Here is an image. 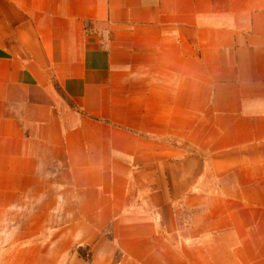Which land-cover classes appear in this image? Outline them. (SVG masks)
I'll use <instances>...</instances> for the list:
<instances>
[{
  "label": "crops",
  "instance_id": "obj_1",
  "mask_svg": "<svg viewBox=\"0 0 264 264\" xmlns=\"http://www.w3.org/2000/svg\"><path fill=\"white\" fill-rule=\"evenodd\" d=\"M0 264H264V0H0Z\"/></svg>",
  "mask_w": 264,
  "mask_h": 264
}]
</instances>
